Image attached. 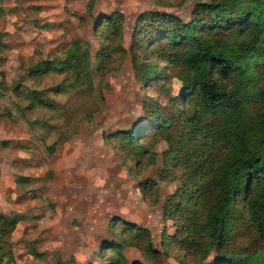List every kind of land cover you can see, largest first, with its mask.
Segmentation results:
<instances>
[{"label":"trees","instance_id":"obj_1","mask_svg":"<svg viewBox=\"0 0 264 264\" xmlns=\"http://www.w3.org/2000/svg\"><path fill=\"white\" fill-rule=\"evenodd\" d=\"M122 17L117 9L93 16L98 46L92 53L88 41L74 38L62 57L29 66L27 77L34 81L48 71L66 70L70 78L23 93L15 85L26 107L54 109L49 89L92 93L95 83L100 86L104 72L125 52ZM3 47L0 40V51ZM128 52L144 92L142 119L104 134V140L132 176L154 161L155 144L165 141L157 174L177 185L162 205L174 227L164 238V252L170 246L181 250L174 255L182 264H188L186 254L192 264H264V0L198 1L187 21L169 12L141 11ZM169 77L181 85L176 95L169 92ZM154 187L148 178L139 183L147 197L156 196ZM19 217L0 214L1 237ZM109 223L131 233L142 259L127 261L118 241L104 240L95 253L99 260L87 264H146L158 253L145 226L119 218ZM4 250L0 240V264ZM210 250L215 257L205 261Z\"/></svg>","mask_w":264,"mask_h":264},{"label":"rangeland","instance_id":"obj_2","mask_svg":"<svg viewBox=\"0 0 264 264\" xmlns=\"http://www.w3.org/2000/svg\"><path fill=\"white\" fill-rule=\"evenodd\" d=\"M198 1L203 0H0L4 43L0 51V212L24 216L0 236L5 249L2 264L94 263L104 240L118 241L127 261L142 259L131 233L109 226L116 218L147 228L158 253L146 264H182L174 255L181 250L170 246L165 253L163 248L168 243L166 234L174 227L162 205L177 185L160 180L157 174L158 153L165 149V141L155 144L154 161L139 166L132 176L104 134L142 119L144 92L134 79L128 52L135 16L159 10L187 21ZM114 9L123 15L125 52L114 69L104 72L100 86L95 83L92 93L49 89L46 94L55 100L54 109L27 108L21 92L53 88L61 78H70L66 70L48 71L34 81L27 77V68L43 58L62 57L74 38L88 41L92 53L98 46L93 16ZM180 90L172 77L170 94ZM18 176L26 179L17 181ZM147 178L155 182L150 190L156 196L147 197L139 190V183ZM214 257L210 250L205 261ZM184 259L192 264L190 255Z\"/></svg>","mask_w":264,"mask_h":264},{"label":"crops","instance_id":"obj_3","mask_svg":"<svg viewBox=\"0 0 264 264\" xmlns=\"http://www.w3.org/2000/svg\"><path fill=\"white\" fill-rule=\"evenodd\" d=\"M2 141H4V140H2ZM21 179H26V177H25V176H18V177L16 178L17 181H21ZM1 213H2V212H0V214H1ZM12 213L14 214V213H18V212H12ZM2 214H5V213H2ZM13 214H12V215H13ZM18 214H20V216H21V217H19V219H18V221H19V220H21L24 216H23L21 213H18ZM6 215H8V214H6ZM18 221H17V222H18ZM17 222H16V223H17Z\"/></svg>","mask_w":264,"mask_h":264}]
</instances>
